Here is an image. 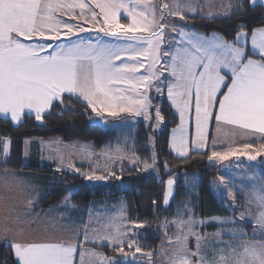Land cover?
Instances as JSON below:
<instances>
[{"label": "snow or ice", "instance_id": "obj_1", "mask_svg": "<svg viewBox=\"0 0 264 264\" xmlns=\"http://www.w3.org/2000/svg\"><path fill=\"white\" fill-rule=\"evenodd\" d=\"M256 2L251 0L253 6ZM199 5L200 0H172L159 6L153 0H0V116L17 124L25 115L41 121L54 104L63 105L67 96L85 102L98 116L104 111L111 116L131 113L142 117L148 127L153 126V120L159 127L164 116L159 107L153 108L149 93L155 89L163 96L166 89L170 106L180 119L170 141V148L179 156L187 157L192 150L205 151L209 139L213 149L207 155L210 162L239 155L255 161L264 156V144L253 148L255 138L264 141V26L250 28L239 23L228 39L216 33L207 37L187 32V24L169 23V17L185 21L189 14L192 18H218L211 11L214 5H209L207 15ZM223 7L225 15H231L243 3L240 0L233 8V0H228ZM87 24L92 28H86ZM93 29L97 36L103 33L114 42L80 37ZM166 30L174 34L171 39L175 43L162 50ZM193 122L195 135L190 136ZM213 125L217 136L227 135L225 129H231L232 135L239 131L253 138L252 142L216 151ZM2 143L7 155L11 141ZM150 159L152 165L146 163L145 168L155 166L156 155ZM135 162L139 163V158ZM220 182L224 183L223 177ZM173 185L174 180L168 179L165 205L173 195ZM224 187L232 196L231 186ZM246 203L254 204L257 214L249 220L242 213L240 220L253 224V235L259 232L264 236V182L255 174L250 177ZM226 222L238 223L235 219ZM195 223L189 219L177 224L183 235L177 236L174 244L168 238L171 252L167 264H264V239L213 248L209 255L203 238L193 231ZM145 225L112 223L109 232L95 238L85 229L75 234V240L6 239L15 264H136L137 254L152 264L154 253L144 252L136 239L140 234L137 230ZM19 231L23 233L22 228ZM232 234L245 235L242 228ZM190 236L195 237V248L188 245ZM97 240L120 255L107 257L84 246Z\"/></svg>", "mask_w": 264, "mask_h": 264}, {"label": "trees", "instance_id": "obj_2", "mask_svg": "<svg viewBox=\"0 0 264 264\" xmlns=\"http://www.w3.org/2000/svg\"><path fill=\"white\" fill-rule=\"evenodd\" d=\"M237 3L240 0H235L234 8ZM242 3L243 7L234 10L231 15L217 16L215 19L189 17L188 24L205 32L218 31L228 39H232L239 23L247 24L250 28L264 26L263 5L253 6L250 0H242ZM152 103L153 108L161 109L165 119L160 130L148 127L144 119L138 120L135 125L105 128L93 122L94 114L85 102L67 96L63 105L54 104L41 121L35 120L34 116L25 115L20 124L14 125L9 119L0 118V134L12 139L13 155L17 157L23 154V144L27 138L58 137L64 142H93L96 153L104 149L123 148L139 158V163L124 162L113 166L111 172L99 171L100 176H109L107 181L88 179L95 168L94 163H79L75 165V170H55L48 165L43 169L46 174L35 180L39 183L34 182L41 186L38 193L42 196L36 209H55L50 211L52 214L66 211L69 221L83 227L94 206L124 202L127 216L132 222H146L145 228L138 231L140 234L137 241L139 239L138 243L145 252L154 254L158 252L162 241L160 223L178 217L179 210L187 204L193 205L197 216L201 218L235 216L239 211H245L248 206L243 196L236 199L240 201L235 206L229 207L230 200L227 197H218L214 193L213 181L221 170L219 164L207 159L212 150L192 151L189 156L181 157L170 149V131L177 124L178 115L165 95L157 96ZM153 154L157 157L156 172L147 171L143 167L146 163L152 165L150 157ZM22 166L21 164L20 167ZM170 178L176 181V192L171 203L165 206L163 193ZM66 199L67 201H63ZM245 225L252 228L250 223ZM208 227L215 229L216 225ZM89 245L107 255L117 253L102 243ZM3 249L0 264H15L16 259L10 247L5 245Z\"/></svg>", "mask_w": 264, "mask_h": 264}, {"label": "rangeland", "instance_id": "obj_3", "mask_svg": "<svg viewBox=\"0 0 264 264\" xmlns=\"http://www.w3.org/2000/svg\"><path fill=\"white\" fill-rule=\"evenodd\" d=\"M153 2L156 3V0H153ZM190 16L192 15H189L188 17ZM80 37L85 40L90 39V33L87 31L84 33H80ZM93 41H95V39H93ZM169 46H170V42L168 41L167 48H169ZM145 66L147 65L145 64ZM152 92L154 93H152L150 97L156 98L157 96H159L155 92V89H153ZM150 94L151 93H149V95ZM174 112L176 111L174 110ZM93 114H94L93 122L105 128L135 125L138 122V120L143 119L142 117H136L131 113H123V112L119 113L117 116H111L108 114L107 111H104L99 116L95 112H93ZM163 125L164 123L161 124L159 127H156V122L155 120H153V128L155 130H160ZM191 128L192 127H189V134L193 133L192 136H194L195 126L192 129ZM44 149L45 151H48L52 154L51 158L54 159V162L56 160V164L58 166L66 167V169L68 170H75L74 165H78L79 163L82 162L94 163L95 168L91 172L90 176H95V175L100 176L101 174H98V172L101 170H105L106 173L111 172L110 169H112L113 166L115 165L119 166L124 162L134 164L136 163L135 161L137 159L135 156H133L132 153H127L123 148L104 149L103 151L96 153L93 142H89V141L64 142L60 140L58 137H54L53 140L44 143ZM262 159L260 158L259 160ZM212 162H219V161H212ZM248 162H250L248 159H244L241 157L237 158V156H232L228 160L221 161L222 164L221 169L223 170L224 175L221 176L219 174L215 178V180L213 181V190L218 197L224 196L227 197L229 200H231L229 207L235 206L237 204V201H240V200H236L239 196H244L246 201L250 196V183L248 180L250 179L251 176H253V174H255L258 177V173L255 170H251L250 168H248L249 166ZM143 167L145 168V165ZM145 170L150 172H156L155 166H150L148 168H145ZM262 170L263 171L260 170L258 171L260 173L263 172L264 175V169ZM102 176H104L105 179L97 180V181L108 180L109 177L108 175L107 176L102 175ZM221 177H223L224 180L223 184L220 182ZM242 177L247 178V182L245 181V183H241ZM225 184L231 186L230 191L232 193V196L235 197V200L232 199V196H229L228 194L229 189H226L224 187ZM30 186L32 187L33 184L32 185L30 184ZM18 191L20 194L24 193L21 187ZM18 191H16V193ZM1 196H2V200H0V240L3 238L6 239V237L12 240L15 236L19 234L22 235V234H27L29 232L34 233L35 236L36 235L46 236V233L50 231L49 230L50 226H53L52 221H47L43 223L44 225L40 224L39 225L40 228H31L29 225H26L21 221V214L20 213L18 214L17 213L18 211H16L19 208H17V206L16 207L12 206L14 204V201H10L11 198L10 195L4 192ZM14 196H12L11 200H13ZM16 197L20 200V202H18V204H20V207L23 206L22 201L28 198V196L25 197L23 195L19 197L17 194ZM247 206L248 207L245 211L241 210L239 211L238 215L235 216L218 215L213 217L201 218L197 216L195 212V207L193 205L191 204L185 205L182 209L179 210L180 213L178 217L167 220V226L165 225L166 221L160 223L162 229V241L159 245L158 252L154 254L151 258L152 264H167L166 257L171 252V244L175 243V238L177 236L183 235V232H181L180 229L177 227V224L181 220L188 221L189 219H191L196 222L195 226L193 227V231L201 235V237L203 238L202 243L205 245V251H208L209 255H211V249L213 248L218 249L227 245L239 246L246 241H259L264 239V236H262L259 232H257L256 235H253L252 223H250L252 224V228L249 229L245 225L246 222L240 220V216L242 213L246 217H248L249 220H251L252 217H254L257 214V207L254 204L250 205L247 203ZM94 207L90 211L88 220H86L87 224L83 227L81 225H74V221L72 222L69 221L70 217L69 215L66 214L67 212L62 211L61 217H65L66 225L63 226L61 225L62 223H60V231L56 227L54 230L50 231L51 232L50 238H55V239L71 238L75 240L76 239L75 234L82 232L85 229H87V234L90 237L95 238L96 236H102L107 232H109L110 231V229L108 228L109 224L112 223L129 224L132 222L127 216L124 202H119L113 205L106 204L104 206L101 205ZM10 211L11 213L8 215L7 212ZM14 211L17 213V215L14 213ZM233 219H235L238 223L231 224L226 222ZM221 220L225 222L221 223L220 222ZM201 221H203L204 223L201 224ZM213 224L216 225V228L210 229L208 226ZM5 227H7L10 230L6 232ZM21 228L23 229V233L19 231ZM238 228H242L243 232L245 233L244 236H240V235L234 236L232 234ZM63 229H66L67 231ZM112 231H114V229H112ZM137 231H140V229H138ZM184 231L186 232L187 229L185 228ZM218 233L219 235H217ZM223 235L232 236V238H224ZM249 236H253V238ZM168 238H171V244ZM81 241H82V237H81ZM96 243H101V242L97 240ZM188 245L190 248H195L194 236L189 237ZM84 246L86 248H93L95 249V251L103 253L107 257H114L120 255L119 253L107 255L100 249L87 245ZM125 251L128 250L125 249ZM136 264H149L148 258L142 256L141 254H137Z\"/></svg>", "mask_w": 264, "mask_h": 264}, {"label": "crops", "instance_id": "obj_4", "mask_svg": "<svg viewBox=\"0 0 264 264\" xmlns=\"http://www.w3.org/2000/svg\"><path fill=\"white\" fill-rule=\"evenodd\" d=\"M161 2L172 3V0H156V4L158 6L161 4ZM227 4H228V0H200L199 6L204 9V14L207 15V13L209 11V5H214L211 8V11L214 12L217 16H223V15H225L223 6H226ZM256 4H261L264 7V2H262V0H257ZM234 5H235V0H233V8H234ZM189 15H191V14H189ZM197 16H200V15H197ZM190 17H192V16H190ZM168 20H169V23L175 22L177 24H187V27L185 28V31H187V32H196L199 34H203L207 37H211L214 33L224 36L222 33L218 32V31L205 32L203 30L193 28L190 24H188L189 23V21H188L189 17H186L185 22L179 21V17H169ZM122 22H127V21L122 19ZM85 27L91 29L92 25L87 24V25H85ZM98 27L99 26H97V28ZM87 32L90 33V39L91 40L103 39V40L108 41V42H114V38L104 37L103 33H100L99 36H97L95 29H93L91 31H87ZM171 35H174V34H170L166 30L165 40L162 44V50L167 48L168 41L170 42V45H174L175 42L171 39ZM247 46L249 48L251 47L250 39H249V43ZM49 51H51V49ZM141 71H143V69H141ZM165 75H167V73H165ZM152 91L150 92L151 93L150 96L152 95V93H154ZM164 93H165V97L167 99L166 89H165ZM153 99L154 98H152V100ZM48 111H50V110H48ZM176 114L178 115V113H176ZM24 117L22 118V120L24 119ZM0 118L8 119V118H4L3 116H0ZM9 121L11 122L10 119H9ZM11 123L14 125L20 124V123L17 124V123H13V122H11ZM179 123H180V119H179V115H178V122L172 129L176 128L179 125ZM194 126L195 125L193 122L190 125V127L193 128ZM110 128H112V127H110ZM172 129L170 131L169 146H170V141L172 138ZM225 131L228 133L227 135L217 136V134L215 132V125L212 126L211 135L213 137L217 138V144H216V148H215L216 151L225 152V151H228L229 147L238 148L243 143L252 142L253 138L244 136L239 131H237L235 135L231 134V129H225ZM192 135H193V133H190V136H192ZM5 139H8L11 141V144L9 145V152L7 155H5L3 153V143L2 142ZM53 139H54V137H50V138H46V139L27 138L24 140L23 154L21 155V157L20 156L17 157L15 155H13L14 153L12 151V139L9 137L2 136L0 134V200H2L1 195L4 192L6 194H9L11 198H12V196L15 195L13 200H11V198H10V201H14V204L13 205L11 204V205L15 206V207L17 206V208H19L16 211H18L17 212L18 214L19 213L21 214V221L23 223H25L26 225H29L31 228H40L39 227L40 224L44 225L43 223H45L47 221H52L53 226H50L49 230L52 231L56 227L60 231V223H62L61 225H63V226L66 225L65 224L66 223L65 217H61V213L52 214V213H50V210L45 211L43 209H41V210H39L38 208L36 209V205H38V201H42V198H41L42 196L40 193H38V191H41V186L39 184L34 183V182H36L35 180H39V177H42V175L46 174V172L43 169L48 165L53 167V169H55V170L66 169V167L58 166L56 164V160L54 162V159L51 158L52 154L48 151H45V149H44V143H47V141H50ZM26 140L29 142L27 145L25 144ZM255 140H256V142L253 143V148H259L261 146V144H264V141L260 140L259 137L255 138ZM208 144H209L208 149L213 150L211 139H209ZM208 149H206V150H208ZM192 151H195V150H192ZM173 152L176 155H178L175 151H173ZM239 157L247 159V157L244 155H239ZM260 158L261 159L263 158V159L259 160ZM216 163L219 164L220 170H221L220 175L223 176L224 173H223V170L221 169V165H222L221 161L216 162ZM9 164H12L14 166L13 167L6 166ZM21 164L23 165L22 167H20ZM248 164H249L248 168H250L251 170H255L258 173L257 179L260 180V182H264L263 172L260 173L258 171V170L263 171L262 169H264V156H259V157H257V159L255 161H250V162H248ZM74 168L76 169L75 165H74ZM29 179L31 181H33L34 184L31 183V181H29ZM245 181L247 182V178L242 177L241 183H245ZM248 181L250 183V179ZM25 182H27V183H25ZM37 182L39 183V181H37ZM30 184L31 185L33 184V186L31 187ZM26 186H29V187H26ZM166 186H167V182H166ZM166 186H165V189H166ZM20 187L24 191V193L22 192L23 194H20L18 191L20 189ZM16 191H18V192L16 193ZM175 192H176V181L174 180L173 195L169 198L168 205L171 203ZM16 194L19 197H21L22 195L25 197L28 196L27 199L22 201V205H23L22 207H20V204H18V202H20V200L16 197ZM66 200H63V201H66ZM168 205H165V206H168ZM10 213H11V211L7 212L8 215ZM14 213L17 215V213L15 211H14ZM63 230L67 231L66 229H63ZM50 231H48L46 233V236L45 235H41V236L36 235L35 236L34 233H31V232H29L27 234H22V235L19 234V235L15 236L12 240L19 239V238H21V236L31 238V239H47V238H50V234H51ZM223 237L224 238H232V236H228V235H223ZM249 237L253 238V236H249ZM82 240H83V238H82ZM5 245L8 246V239L6 240L3 238L0 240V254L3 252V250H4L3 246H5ZM85 245L93 247V245H89V244H85Z\"/></svg>", "mask_w": 264, "mask_h": 264}]
</instances>
